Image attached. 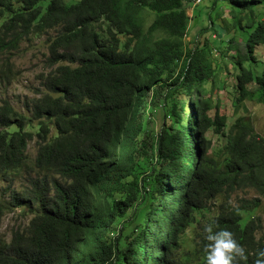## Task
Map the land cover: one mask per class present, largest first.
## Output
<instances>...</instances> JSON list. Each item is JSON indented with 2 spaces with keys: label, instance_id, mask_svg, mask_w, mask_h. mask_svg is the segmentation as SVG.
Instances as JSON below:
<instances>
[{
  "label": "trees",
  "instance_id": "16d2710c",
  "mask_svg": "<svg viewBox=\"0 0 264 264\" xmlns=\"http://www.w3.org/2000/svg\"><path fill=\"white\" fill-rule=\"evenodd\" d=\"M209 3L210 26L188 48L185 0H0V74L33 36L48 35L49 54L31 116L0 106V221L8 207L31 216L9 239L0 227V264H204L212 222L252 264L264 249V138L248 117L230 126L212 87L232 77L235 114L264 104V0ZM147 97L161 115L150 139Z\"/></svg>",
  "mask_w": 264,
  "mask_h": 264
},
{
  "label": "rangeland",
  "instance_id": "374dc122",
  "mask_svg": "<svg viewBox=\"0 0 264 264\" xmlns=\"http://www.w3.org/2000/svg\"><path fill=\"white\" fill-rule=\"evenodd\" d=\"M80 0H64L67 5H74ZM127 1V0H125ZM197 0H185V8L188 11V14L191 18L189 33L185 39L186 45L188 48H192L194 42L196 41L199 31L203 28L210 26L209 13H213L209 0H202L200 4H196ZM229 10L227 7L224 8V11ZM144 25L148 29L152 20H154V13L146 9L144 15ZM214 33L217 37L212 38L216 43L218 40L226 41L227 36L225 35L226 31L223 29L224 23L223 19H219L216 22ZM53 35V33H50ZM212 34V37L213 35ZM48 35L33 36L30 40L22 42L20 49L15 52V56L11 59L12 70L11 72H5L0 74V106L2 105L3 100H8L15 110L19 113H22L28 117L31 116L29 112V106L32 103L34 98L38 97L39 91H42V80L43 75L48 73L47 70V57H48V46H47ZM216 53V52H214ZM260 56L263 58L264 47L259 50ZM236 55L235 51H232L229 57ZM231 58L220 59L222 67L225 70H232ZM225 86V88H223ZM233 79L232 77L220 76V79L217 81L215 86L212 87V96L216 97L217 95L222 97L225 96V101L221 106V112L226 114L229 117V125L231 126L233 121L240 117H248L253 125L255 132L262 138H264V104H260L257 101H247L243 104L242 108L237 114H235V108L232 105L233 98ZM211 87L207 85L208 93L211 94ZM151 96V95H150ZM150 97L144 98V104L140 110L143 116L144 123L147 125V131L149 139L152 134L158 132L161 128V115L159 108L154 106ZM210 138L213 139L214 143L217 144L216 137H212L211 134H208ZM37 154V145L33 141L29 144L28 147V156H29V165H33L34 159ZM26 173L22 172L21 177L17 178L13 183V188L20 190L25 184ZM10 182L3 179L0 174V199L5 203L10 201ZM243 196V195H241ZM254 193L248 195L249 198L254 197ZM31 219L30 214L23 209H11L7 208L6 212L0 221L1 234L6 239L11 237V234L14 230L23 228L28 225ZM264 219V215H263ZM262 233L259 234V237H262Z\"/></svg>",
  "mask_w": 264,
  "mask_h": 264
},
{
  "label": "clouds",
  "instance_id": "9594fccd",
  "mask_svg": "<svg viewBox=\"0 0 264 264\" xmlns=\"http://www.w3.org/2000/svg\"><path fill=\"white\" fill-rule=\"evenodd\" d=\"M218 229V230H217ZM204 264H247L249 253L242 246L235 235L216 222L208 223L203 227ZM252 264H264V249L255 253Z\"/></svg>",
  "mask_w": 264,
  "mask_h": 264
},
{
  "label": "built area",
  "instance_id": "2783aa9c",
  "mask_svg": "<svg viewBox=\"0 0 264 264\" xmlns=\"http://www.w3.org/2000/svg\"><path fill=\"white\" fill-rule=\"evenodd\" d=\"M201 2H202V0H197L196 3H195V5L196 4H200Z\"/></svg>",
  "mask_w": 264,
  "mask_h": 264
}]
</instances>
